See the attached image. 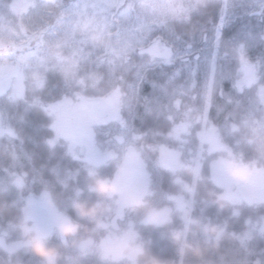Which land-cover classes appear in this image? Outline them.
Listing matches in <instances>:
<instances>
[{"label":"trees","instance_id":"trees-1","mask_svg":"<svg viewBox=\"0 0 264 264\" xmlns=\"http://www.w3.org/2000/svg\"><path fill=\"white\" fill-rule=\"evenodd\" d=\"M59 1L70 4L74 0ZM11 5L12 0H0V7ZM222 14L221 3L210 0L190 19L173 21L165 33L153 32L156 37L163 35L173 48L179 44L185 53L176 62L150 66L140 86L132 126L137 145L146 155L150 190L135 206L138 219L128 227L130 231L121 228L133 235L136 250L110 264H130L141 250L159 264H264V205H234L217 185L214 171L217 161L228 156L264 165L258 159L264 155V6L226 25L221 24ZM218 29L220 40L215 44ZM146 58L136 47L123 61L107 57L99 66V60L85 61V72L100 69L104 79L66 82L61 73L50 72L43 88L26 87L6 105L14 140L0 134V238L6 237L10 243L29 238L25 231L29 202L43 192L80 225L76 236L81 240L93 238L101 244L112 234V227H104L111 218L97 206L101 198L93 190L90 173L106 179L113 176L114 160L91 165L76 157L67 141L56 135L51 106L65 98L106 99L119 89L129 92ZM213 67L207 127L216 130L225 147L213 153L203 150L198 163L192 158L203 146L202 122L197 118ZM250 70L255 75L252 79L247 77ZM120 114L127 115L124 107ZM183 123L188 125L187 131L177 134ZM162 148L181 154L182 164L164 165ZM181 194L192 204L190 214L176 205L173 197ZM79 205L97 208L99 214L82 217ZM159 207L169 210L167 217L146 221L147 212ZM46 243L59 251L56 264H75L67 259L55 234ZM0 264L47 261L29 245L12 252L0 245Z\"/></svg>","mask_w":264,"mask_h":264},{"label":"rangeland","instance_id":"rangeland-1","mask_svg":"<svg viewBox=\"0 0 264 264\" xmlns=\"http://www.w3.org/2000/svg\"><path fill=\"white\" fill-rule=\"evenodd\" d=\"M208 1L129 0L124 3L123 0H74L65 4L59 0H12L11 7H0V134L6 135L10 141L14 136L9 134L6 105L14 102L26 87L43 88L50 72L61 73L66 82L96 77L104 79L105 74L100 69L85 72L82 69L85 61L99 60L97 66L107 57L114 62L123 61L136 47L147 55L129 86V92L119 89L106 99L81 97L76 101L65 98L51 106L56 135L67 141L76 157L91 165L112 158L116 169L107 180L117 195L106 197L99 194L101 201L97 203L107 219L111 218L104 227L114 229L108 238L100 241L101 244L95 243L93 238H64L61 225L75 222L54 206L47 192L34 195L29 202L27 225L38 228L45 239L55 234L67 259L75 264H110L113 259L125 258L129 250H136L133 235L122 229L130 231L128 227L138 219L135 206L150 190V176L146 155L137 145V136L133 132L134 105L148 68L163 62H176L185 53L179 49V44L173 48L169 41L162 39L163 35L156 37L153 32L162 30L165 33L173 21L190 19L192 13ZM213 1L223 7L222 25L264 6V0ZM220 34L218 29L215 44L219 42ZM214 57L212 54L211 61ZM214 71L213 67L204 86L202 113L197 118L202 122L203 146L192 158L198 163L204 151L213 153L225 147L216 130L207 127ZM247 77L254 78V71L250 70ZM122 107L126 116L120 114ZM187 129L188 125L183 123L177 127L176 133L183 134ZM262 131L264 135V127ZM258 159L264 163L263 154ZM161 161L170 168L183 162L181 154L167 148H162ZM214 171L217 185L224 189L226 199L234 205H264L263 164L242 162L228 156L217 161ZM234 171L241 173L240 179L229 174ZM173 198L181 211L190 214L192 204L186 195ZM168 213V209L161 207L153 209L147 212L146 221H162ZM28 239L10 243L2 237L0 245L12 252L28 246Z\"/></svg>","mask_w":264,"mask_h":264},{"label":"clouds","instance_id":"clouds-1","mask_svg":"<svg viewBox=\"0 0 264 264\" xmlns=\"http://www.w3.org/2000/svg\"><path fill=\"white\" fill-rule=\"evenodd\" d=\"M230 175L234 179H240L241 173L239 171L230 172ZM90 176L93 177V190L98 192L102 196L112 197L117 195L115 190L110 188V183L106 178L97 177L94 174L90 173ZM80 215L82 217H96L99 214V209L97 208H87L84 205H79ZM143 207V205H140ZM80 230V225L76 223H64L60 227V232L63 237L66 239H71L77 235ZM25 231L28 234V243L32 251L45 261L47 264H56V260L59 257V251L55 248L49 247L46 243L45 236L38 229L30 225H25ZM130 264H159V262L152 256L141 250L140 254L130 261Z\"/></svg>","mask_w":264,"mask_h":264}]
</instances>
